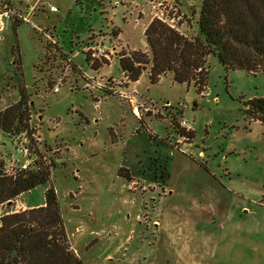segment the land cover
Wrapping results in <instances>:
<instances>
[{
  "label": "rangeland",
  "instance_id": "rangeland-1",
  "mask_svg": "<svg viewBox=\"0 0 264 264\" xmlns=\"http://www.w3.org/2000/svg\"><path fill=\"white\" fill-rule=\"evenodd\" d=\"M200 5L0 0V112L22 100L29 114L28 133L0 131V166L52 161L50 182L0 218L53 187L85 264H264V123L248 112L264 73L209 56L199 90L172 73L152 83L150 65L131 82L119 65L151 57L155 19L195 38Z\"/></svg>",
  "mask_w": 264,
  "mask_h": 264
},
{
  "label": "trees",
  "instance_id": "trees-1",
  "mask_svg": "<svg viewBox=\"0 0 264 264\" xmlns=\"http://www.w3.org/2000/svg\"><path fill=\"white\" fill-rule=\"evenodd\" d=\"M198 34L188 38L158 19L144 36L151 57L133 52L119 65L131 82L146 67L152 83L167 73L179 84H205L206 58L215 57L226 70L264 73V0H200ZM88 60V59H87ZM248 112L264 123V98L253 99ZM26 102L0 112V131L29 132ZM51 165L21 168L9 174L0 166V206L51 180ZM0 264H85L71 249L53 187H47L42 206L7 213L0 218Z\"/></svg>",
  "mask_w": 264,
  "mask_h": 264
},
{
  "label": "built area",
  "instance_id": "built-area-1",
  "mask_svg": "<svg viewBox=\"0 0 264 264\" xmlns=\"http://www.w3.org/2000/svg\"><path fill=\"white\" fill-rule=\"evenodd\" d=\"M51 10H52V11H56V8L51 7ZM100 52H104V47H102V46L99 47L98 52H97V51H93V53L91 54V56H92L93 58H96L97 55L100 54Z\"/></svg>",
  "mask_w": 264,
  "mask_h": 264
},
{
  "label": "crops",
  "instance_id": "crops-1",
  "mask_svg": "<svg viewBox=\"0 0 264 264\" xmlns=\"http://www.w3.org/2000/svg\"><path fill=\"white\" fill-rule=\"evenodd\" d=\"M32 208H34V207H32ZM72 247V246H71ZM73 249V248H72ZM74 251H75V253H76V255H78V253L76 252V250L75 249H73Z\"/></svg>",
  "mask_w": 264,
  "mask_h": 264
},
{
  "label": "water",
  "instance_id": "water-1",
  "mask_svg": "<svg viewBox=\"0 0 264 264\" xmlns=\"http://www.w3.org/2000/svg\"><path fill=\"white\" fill-rule=\"evenodd\" d=\"M11 204V202H9V204L8 205H10Z\"/></svg>",
  "mask_w": 264,
  "mask_h": 264
}]
</instances>
